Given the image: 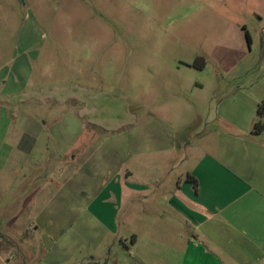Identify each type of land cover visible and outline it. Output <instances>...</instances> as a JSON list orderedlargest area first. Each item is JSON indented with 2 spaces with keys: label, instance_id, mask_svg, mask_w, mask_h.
<instances>
[{
  "label": "rangeland",
  "instance_id": "1",
  "mask_svg": "<svg viewBox=\"0 0 264 264\" xmlns=\"http://www.w3.org/2000/svg\"><path fill=\"white\" fill-rule=\"evenodd\" d=\"M261 98L264 0H0V264H129L142 195L112 185L163 158L140 129L185 157Z\"/></svg>",
  "mask_w": 264,
  "mask_h": 264
},
{
  "label": "crops",
  "instance_id": "2",
  "mask_svg": "<svg viewBox=\"0 0 264 264\" xmlns=\"http://www.w3.org/2000/svg\"><path fill=\"white\" fill-rule=\"evenodd\" d=\"M254 100L247 110L239 99L223 103L221 121L231 130L184 158L165 157L176 148V133L162 121L140 129L139 148L163 158L142 168L154 177L112 185L119 203L125 193L142 195L144 234L133 239L141 248L129 264H264V132H247L264 98ZM177 165L183 172L172 177ZM150 199L155 208L147 207Z\"/></svg>",
  "mask_w": 264,
  "mask_h": 264
},
{
  "label": "trees",
  "instance_id": "3",
  "mask_svg": "<svg viewBox=\"0 0 264 264\" xmlns=\"http://www.w3.org/2000/svg\"><path fill=\"white\" fill-rule=\"evenodd\" d=\"M245 35H246V39L248 41L249 46H251L252 38H251L250 33L246 31ZM263 132H264V100L260 104H258V107L256 110V120L253 123V127H252V134L256 136H260Z\"/></svg>",
  "mask_w": 264,
  "mask_h": 264
}]
</instances>
